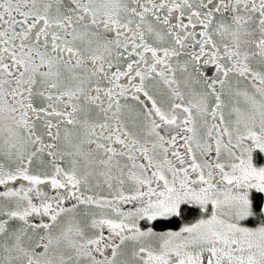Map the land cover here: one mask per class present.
I'll use <instances>...</instances> for the list:
<instances>
[{
  "label": "snow or ice",
  "instance_id": "obj_1",
  "mask_svg": "<svg viewBox=\"0 0 264 264\" xmlns=\"http://www.w3.org/2000/svg\"><path fill=\"white\" fill-rule=\"evenodd\" d=\"M0 264H264V0H0Z\"/></svg>",
  "mask_w": 264,
  "mask_h": 264
}]
</instances>
